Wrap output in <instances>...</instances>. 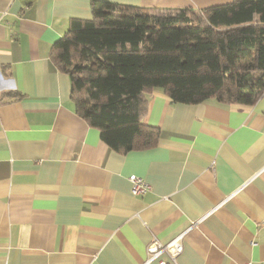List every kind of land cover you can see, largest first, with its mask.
I'll return each instance as SVG.
<instances>
[{"label":"crops","instance_id":"0c3cea01","mask_svg":"<svg viewBox=\"0 0 264 264\" xmlns=\"http://www.w3.org/2000/svg\"><path fill=\"white\" fill-rule=\"evenodd\" d=\"M203 9L232 0H104ZM91 0H0V264H264V96L254 105L148 96L155 148L109 149L50 58ZM148 184L131 194L129 176Z\"/></svg>","mask_w":264,"mask_h":264},{"label":"trees","instance_id":"16d2710c","mask_svg":"<svg viewBox=\"0 0 264 264\" xmlns=\"http://www.w3.org/2000/svg\"><path fill=\"white\" fill-rule=\"evenodd\" d=\"M50 50L70 81L75 112L112 151L155 148L148 96L172 103L254 105L264 96V0L203 9L91 0Z\"/></svg>","mask_w":264,"mask_h":264},{"label":"built area","instance_id":"2783aa9c","mask_svg":"<svg viewBox=\"0 0 264 264\" xmlns=\"http://www.w3.org/2000/svg\"><path fill=\"white\" fill-rule=\"evenodd\" d=\"M128 179L131 184V194L133 196H140L148 191L149 186L143 179L135 175H130ZM184 235L185 232L179 234L165 244H162L155 238H152L146 247L145 263L159 259V257L164 254L167 256V260L165 261L163 259H159V264H176V259L182 251V240Z\"/></svg>","mask_w":264,"mask_h":264}]
</instances>
